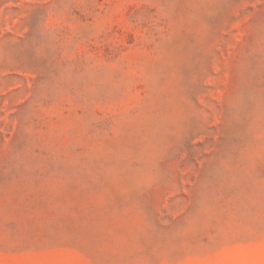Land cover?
Masks as SVG:
<instances>
[{
	"label": "rangeland",
	"instance_id": "1",
	"mask_svg": "<svg viewBox=\"0 0 264 264\" xmlns=\"http://www.w3.org/2000/svg\"><path fill=\"white\" fill-rule=\"evenodd\" d=\"M0 264H264V0H0Z\"/></svg>",
	"mask_w": 264,
	"mask_h": 264
}]
</instances>
